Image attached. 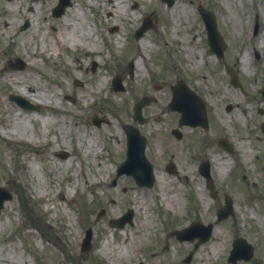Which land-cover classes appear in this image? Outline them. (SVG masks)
I'll return each mask as SVG.
<instances>
[{
	"label": "rangeland",
	"instance_id": "374dc122",
	"mask_svg": "<svg viewBox=\"0 0 264 264\" xmlns=\"http://www.w3.org/2000/svg\"><path fill=\"white\" fill-rule=\"evenodd\" d=\"M153 1H131L127 13L122 10L109 16L106 0H71L65 14L55 17L53 9L59 0H34V25L29 32L22 34L27 30H21L25 21L16 14L10 20L19 23L18 28H0V186L13 193L0 214V264H105L100 262V248L106 238L114 252L121 246L135 256L138 262L132 259V264H182L192 243L170 238L165 241L166 249L158 250L166 233L195 220L214 222L227 195L234 201V216L216 224L211 240L191 264H230L227 258L237 237L255 248L250 262L237 264H264V134L260 127L264 99L258 94L264 88V0H174L172 6L158 0L168 10L167 17L153 8ZM16 2L32 11L30 1ZM175 5L185 12L173 13ZM199 5L216 15L228 44L224 63L206 50L207 33ZM7 8L13 13L18 10L10 0ZM65 15L73 19L74 27L70 32L56 31L53 21ZM147 17L156 27L136 39L135 31ZM113 28L117 30L112 32ZM68 39L83 46H76L72 54L64 45ZM138 40L146 52L145 64L138 58ZM53 44L61 53L57 59L47 56L55 49ZM255 48L259 58L250 74L241 60L245 52L256 58ZM41 50L45 54L34 55ZM17 55L28 62L24 70L5 66ZM130 60L135 62L132 73L127 69ZM226 66L237 71L243 91L231 85ZM115 74L122 76V92L112 89ZM180 79L188 80L206 100L212 131L189 129V148H182L185 143H175L169 136L167 140L175 148L168 149L165 156L150 155L163 176L162 183L158 180L152 189L137 186L128 176L111 187L110 181L125 159L123 126L133 123L132 109L145 94L142 90L150 84L164 85L159 91H150L157 103L144 109L145 116L154 118L162 115L172 97L170 86ZM22 88L42 90L47 103L39 106L24 97L39 107L34 110L12 102L9 95H21ZM228 105L233 106L231 111H227ZM15 115L34 119L25 127L17 126L19 134L26 129L25 137L12 131ZM44 117L49 120L43 121ZM96 117L105 120L100 127L92 124ZM141 129L151 139V150L155 149L159 141L153 138H161L163 129L151 121ZM220 135L233 144L232 154L218 146ZM240 138L249 143L247 162L239 150ZM90 140V146L100 144L96 154L86 152ZM64 152L67 157H59ZM171 155L180 169L178 177L163 166ZM216 158L229 159L231 167H223ZM207 159L218 193L214 199L198 169ZM33 160L40 164L38 172L32 171ZM75 181L77 188L69 192ZM166 193L179 199L168 204L163 199ZM104 207L105 215L97 219ZM129 209L134 211L133 225L112 228L110 221ZM89 228L94 232L92 247L83 252L81 242ZM150 250L157 253L152 260L146 256ZM51 252L58 255L53 262Z\"/></svg>",
	"mask_w": 264,
	"mask_h": 264
},
{
	"label": "bare ground",
	"instance_id": "6f19581e",
	"mask_svg": "<svg viewBox=\"0 0 264 264\" xmlns=\"http://www.w3.org/2000/svg\"><path fill=\"white\" fill-rule=\"evenodd\" d=\"M12 3H14L18 10L16 13H13V10L10 8L8 9L7 8V0H0V10L2 11V17L0 18V28H10V29H16L17 27H19V23H14L10 20V18L13 16V15H17L19 17H21V19H27V21H31V24L34 25V13L36 12V10H34V3L31 2L30 0H27L29 3H28V7L31 8V12H29L27 10V8L25 7V9L23 10L22 7L23 6H19V3L16 2L17 0H10ZM131 1H134V2H139L140 0H106L107 2V6H106V9L105 11L108 13L109 16H114L115 14H118V13H121L122 10L123 12L127 13L128 10H129V7H128V3L131 2ZM152 6L155 10L157 11H160L162 13V15L164 17H167L168 15V10L165 9L162 4L159 3L158 0H154L153 3H152ZM173 10V13L174 11L176 13H184L185 10L182 9V8H179L178 6H174L172 8ZM80 11V10H79ZM83 12V11H82ZM137 11L133 12L132 15H131V18H130V21H132V18L135 17V13ZM70 13H72V11L70 10ZM83 17H85V14L83 13ZM182 19V17H180ZM36 20V19H35ZM73 19H70L68 15H65L64 18H62L60 21L56 20V21H53V25L55 26V30L58 31L59 29H63L64 31H68L70 32L71 31V27L73 28L74 27V24H73ZM31 25V26H32ZM29 31H26L24 33H27ZM22 33V34H24ZM17 36V35H16ZM11 40H14V38H12ZM68 44L67 43H64L65 46H68L69 49L71 50L72 54H75L76 50H75V47L76 46H83V44L79 41H74L72 39H68ZM151 42V41H150ZM118 44V46L120 47L121 46V43H120V38L117 40L116 42ZM147 43L149 44V40H147ZM56 45L57 44H53V47L55 49L52 50V53L48 54L47 56L48 57H53L55 59L59 58L61 56V53L59 52L60 50H58L56 48ZM137 46H138V58H141V62H143L144 64L146 63V52L145 50L142 48L141 46V42H137ZM256 51H258L256 49ZM102 52L99 53V55H101ZM42 55V54H45V51L41 50L39 52H34V55L37 56V55ZM192 55V54H191ZM189 56V55H188ZM242 62H243V67L244 69L246 70V72H251V66L253 65V59L251 58L249 52H246L243 59H242ZM32 65H35L34 62H32ZM20 92H22V94L26 97H28L29 99L35 101V102H39L40 104L42 105H45L47 102H45V93H42V90L40 89H31L29 91H27L25 88H22L20 89ZM48 102H50L49 100H47ZM52 109V108H51ZM43 121H46L49 120V118L47 117H44L42 118ZM34 121V119L32 120L31 118L27 119V118H23V119H20V117L18 115H15V116H12V124H13V128H12V131L14 133H20V131L18 130L17 126H20L22 124V126L25 127V124L30 122L32 123ZM23 129V133L19 134L21 137H25V131L26 129L25 128H22ZM90 143H91V140L89 142V145L86 147V152L87 153H94L96 154L97 152L100 151V144L97 143V144H93L90 146ZM248 144L246 143V141H240L239 143V149L240 151H242L244 153V155L246 156L249 152L248 150ZM217 162L221 161V164H223L222 166L223 167H227V168H230V165H231V162L230 160H222L221 158L220 159H216ZM215 160V161H216ZM245 161H247V159H245ZM31 166H32V171L33 172H38V170H40V164L38 162H36L35 160H33V162L31 163ZM162 178V177H161ZM77 181H75V183L73 184H70L69 187H68V190L69 192H73L76 188H77ZM43 194H46V190L43 189L42 190ZM66 197V195L64 196ZM164 199L172 204L174 200H178L179 197L178 195H173L172 193H166L164 195ZM216 232L217 233H220V230L216 229ZM111 253V254H110ZM100 254L103 256V259H104V262L105 264H132L131 263V260L132 259H136V261L138 262L137 258L135 256L131 257L127 251H125V249L121 246H118L115 248V252L112 250V246H111V240L109 238H106L102 245H101V248H100ZM114 256V259H110V256ZM58 258V255L51 252L50 254V261L53 262L54 259ZM11 258L13 259V257L11 256ZM20 262H25L23 260V258H20ZM27 263V262H25ZM151 262L149 263H141V264H151Z\"/></svg>",
	"mask_w": 264,
	"mask_h": 264
},
{
	"label": "water",
	"instance_id": "95a60500",
	"mask_svg": "<svg viewBox=\"0 0 264 264\" xmlns=\"http://www.w3.org/2000/svg\"><path fill=\"white\" fill-rule=\"evenodd\" d=\"M167 1L169 2V4L173 3V0H167ZM68 2H69L68 0H62L61 5L55 10V13L57 15L63 14L66 6L68 5ZM201 13H202V15L206 21L208 29L211 31V45L215 46L216 44H219V42L217 40L219 38V36L216 32V25L214 22V18L211 17L210 14L206 13L202 9H201ZM221 53H222V49H219L218 54H221ZM177 100H178V98L176 97L174 99V102H176ZM141 107H142V104H140L136 107L135 112L138 115L140 114ZM179 110H181L184 113V109L179 108ZM127 134L129 137V153H128L129 159H128V162L125 164L123 171L127 172L129 175H134L139 184L146 183L149 186H151L153 183V168L145 157V151H144L145 150V140L141 138L138 131H127ZM143 164L147 168V173H146L147 175L146 176L143 172H140V170H139V167H141V166L144 168ZM127 167H129V169H127ZM123 171L120 172V174H122ZM205 174H206L207 178L210 180L209 169H207ZM6 198H10V196L0 198V208L2 206L3 201ZM132 218H133L132 213L127 214L123 219L120 220V222H121L120 226H124V224L127 221H131ZM197 229H201V230H203L204 233H207V237L209 236V234L211 232V227H209V228H195V230H197ZM238 243H240V241L235 243L236 250L232 254V257H231L232 261H235L236 258L241 256L237 250ZM249 256L247 258H249Z\"/></svg>",
	"mask_w": 264,
	"mask_h": 264
},
{
	"label": "flooded vegetation",
	"instance_id": "af4514ba",
	"mask_svg": "<svg viewBox=\"0 0 264 264\" xmlns=\"http://www.w3.org/2000/svg\"><path fill=\"white\" fill-rule=\"evenodd\" d=\"M163 114H165V117L163 116L155 117V120L159 121L157 125L160 126L159 128L163 129L162 130L163 133L159 132V134L161 135V138H155V137L153 138L155 141L156 140L159 141V145L158 143H155L157 147L155 149L152 148V150H151V145H150L149 150H148V153L150 155H158L159 157L168 155L167 154L168 149L175 148V146L173 144H170L169 141L167 140V138H169V135L172 136V139L175 143L177 141L178 142L184 141L182 135H180L181 140L176 138V136L174 135V131H173L175 129L176 124H178V115L175 113L168 112V111H164ZM148 140H149L148 141V145H149L150 139L148 138ZM182 148H189V144L186 143L185 141V144L183 145ZM170 158L171 159L174 158V155H171ZM167 161H164L165 165L168 164Z\"/></svg>",
	"mask_w": 264,
	"mask_h": 264
}]
</instances>
